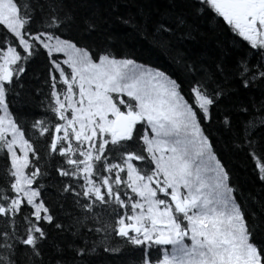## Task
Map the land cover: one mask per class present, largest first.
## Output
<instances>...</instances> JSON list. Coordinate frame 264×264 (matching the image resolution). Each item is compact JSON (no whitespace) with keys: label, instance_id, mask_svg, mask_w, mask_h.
Here are the masks:
<instances>
[{"label":"trees","instance_id":"obj_1","mask_svg":"<svg viewBox=\"0 0 264 264\" xmlns=\"http://www.w3.org/2000/svg\"><path fill=\"white\" fill-rule=\"evenodd\" d=\"M25 48L0 20V58L15 53L2 96L11 121L30 145L24 171L41 205L13 207V167L0 143V264H148L157 258L137 236L117 234L128 221L132 192L125 161L148 175L153 164L142 138L92 150L91 186L60 132L54 92L58 54L42 37H57L100 58L134 61L163 72L192 109L222 169L248 241L264 264V50L252 45L205 0H11ZM55 62L56 64H54ZM194 90L207 99L205 110ZM96 139V138H95ZM98 189L101 196L94 194ZM32 201V202H33ZM39 206V205H38Z\"/></svg>","mask_w":264,"mask_h":264},{"label":"rangeland","instance_id":"obj_2","mask_svg":"<svg viewBox=\"0 0 264 264\" xmlns=\"http://www.w3.org/2000/svg\"><path fill=\"white\" fill-rule=\"evenodd\" d=\"M214 9L221 14L215 2ZM0 20L27 48L22 21L11 0H0ZM239 33L264 50V30ZM42 45L48 53L62 58L61 68L53 62L61 78L60 91L54 92L55 109L67 150L80 155L78 168L86 187L91 186L89 161L97 140L101 146L106 142L104 134L108 133L110 140L117 138L113 119L120 114L129 118L127 136L136 124L143 123L142 138L153 168L143 175L127 160L124 167L137 195L128 220L139 225L138 239L147 241L155 234V238H170V246L162 248L161 257L151 264H260L222 169L176 83L163 72L134 61L100 58L91 62L85 51L57 37L43 36ZM14 59L11 47L0 58V143L13 167L11 205L25 200L38 217L42 207L38 203L34 206L36 192L24 171L30 145L11 121L2 96V79L10 74ZM194 94L196 103L205 110L206 97L196 90ZM157 190L167 196L178 195L188 204L180 205V210L174 203L156 199ZM94 194L101 196L96 188Z\"/></svg>","mask_w":264,"mask_h":264},{"label":"flooded vegetation","instance_id":"obj_3","mask_svg":"<svg viewBox=\"0 0 264 264\" xmlns=\"http://www.w3.org/2000/svg\"><path fill=\"white\" fill-rule=\"evenodd\" d=\"M214 8V2L220 5L221 14L231 23L238 32H253L257 29L264 30V0H206ZM160 200L166 197L159 193ZM159 225L163 223L159 222ZM154 238L151 239L153 241ZM149 250L159 253V245L153 248L142 241ZM156 244V243H154Z\"/></svg>","mask_w":264,"mask_h":264},{"label":"water","instance_id":"obj_4","mask_svg":"<svg viewBox=\"0 0 264 264\" xmlns=\"http://www.w3.org/2000/svg\"><path fill=\"white\" fill-rule=\"evenodd\" d=\"M112 126L118 136L122 137L126 135L129 130L128 118L124 114H120L113 119ZM130 231L136 233L137 227L132 224H124L118 228L117 234L126 235ZM166 242L167 240L164 241V243Z\"/></svg>","mask_w":264,"mask_h":264}]
</instances>
